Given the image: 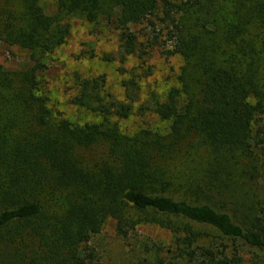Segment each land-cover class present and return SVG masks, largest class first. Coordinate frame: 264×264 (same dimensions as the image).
<instances>
[{"label":"trees","instance_id":"trees-1","mask_svg":"<svg viewBox=\"0 0 264 264\" xmlns=\"http://www.w3.org/2000/svg\"><path fill=\"white\" fill-rule=\"evenodd\" d=\"M71 13L114 24L124 55L142 59L131 24L165 22L177 83L137 111L167 131L111 120L134 111L133 78L126 100L104 92L106 74L82 78L72 102L98 122L52 108L44 57ZM0 40L30 58L0 63V264H94L108 218L126 238L142 223L172 232L176 255L154 244L137 264H264V0H57L50 16L42 0H0Z\"/></svg>","mask_w":264,"mask_h":264},{"label":"rangeland","instance_id":"rangeland-1","mask_svg":"<svg viewBox=\"0 0 264 264\" xmlns=\"http://www.w3.org/2000/svg\"><path fill=\"white\" fill-rule=\"evenodd\" d=\"M42 5L47 16L57 12V0H42ZM67 20L70 22L67 39L44 57L46 67L41 73L45 77L52 108L75 123L98 122L102 120L99 113L72 102L73 96L79 93L82 78L106 74L104 92L122 100L127 99L125 81L133 78L136 83L129 84V89L138 96L134 111L128 117L113 116L111 120L117 121L126 133L143 127L167 131L168 120L151 110L137 111L138 105L146 103L153 91L163 95L177 83L182 57L165 53L169 46L164 44L165 22L156 18L155 25L148 20L131 24L138 36V44L148 51L142 59L138 53L124 55L120 30L114 24L106 20L92 22L81 13H71ZM29 62L27 50L0 40V63L5 67L19 68ZM145 242L152 246L162 244L165 247L162 254L167 257L177 254L174 236L169 229L155 223H142L126 238L118 234L115 220L108 218L90 241L95 253L94 264H137L143 255H155L156 246L146 253Z\"/></svg>","mask_w":264,"mask_h":264}]
</instances>
